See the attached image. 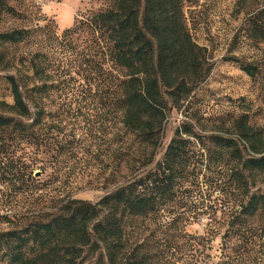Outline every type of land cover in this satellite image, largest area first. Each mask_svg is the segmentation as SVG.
<instances>
[{"label":"trees","instance_id":"obj_1","mask_svg":"<svg viewBox=\"0 0 264 264\" xmlns=\"http://www.w3.org/2000/svg\"><path fill=\"white\" fill-rule=\"evenodd\" d=\"M199 1L105 0L103 9L86 12L59 36L35 24L0 33L1 44L35 45L20 56L16 68L7 61L0 68L12 100L0 101L6 209L0 224L11 226L0 232V264H145V253L129 250L126 231L131 218L142 219L146 226H171L176 221L181 264H198L202 258L204 237L185 230L200 217L207 226H227L224 238L238 240L239 245L254 243L252 226L264 222L259 220L264 217V194L257 192L264 181V123L251 124L247 115L233 128L246 150L220 136H212L211 147L204 148L185 139L189 131L181 126L161 161L142 164L141 173L115 182L93 204L68 199L51 216L19 214L10 206L19 197L46 192L74 161L81 137L75 133L67 139L48 138L45 118L61 123L74 112L77 118L82 102L88 103L89 112L101 110L99 129L106 114L120 125L124 137L117 139L119 147L113 152L117 163L128 156L124 138L138 136V144L157 146L169 112L189 97L188 81L199 84L208 73L203 50L191 42L186 27V11L196 16ZM4 12L12 9L0 0V22ZM250 24L247 38L264 46V9ZM40 32L45 34L43 46L35 41ZM56 48L62 53L57 58ZM3 59L0 54V63ZM240 69L257 84L264 103V49L258 60ZM46 101L52 103L49 109ZM50 129L58 131L59 125ZM25 149L44 153V168L51 171L46 182L40 184L25 172ZM176 192L177 216L168 221L170 212L163 218L162 206ZM232 203L235 207L230 209Z\"/></svg>","mask_w":264,"mask_h":264},{"label":"rangeland","instance_id":"obj_2","mask_svg":"<svg viewBox=\"0 0 264 264\" xmlns=\"http://www.w3.org/2000/svg\"><path fill=\"white\" fill-rule=\"evenodd\" d=\"M3 3L12 9V12H4L0 33L22 25L32 28L35 24L39 27L48 26L57 36L71 28L78 17L105 6V0H3ZM263 9L264 0H200L194 11L196 16H191L186 11V27L191 42L203 50L201 55L206 59L208 73L199 84L194 85L192 80L188 81L191 91L189 97L182 107L169 112L163 123L164 128L157 137L155 148L147 143L138 144V136H129L124 138L126 144L123 146L127 148L128 156L126 160L117 163L113 152L119 147L117 139L124 137L119 129L120 125L117 122L115 124V120L112 121V117L106 114L103 129H99L97 117L101 110L97 108L89 112L88 103L85 102L81 103L84 109L81 108L82 115L77 118H74L75 112L73 116L64 118L61 123L52 121L49 117L45 118L48 138L53 139L56 135L58 140L67 139L75 133L81 137L76 156L61 172L58 181L51 182L48 188L44 189L46 192L40 191L35 196L13 200L10 205L12 210L19 214L36 212L51 216L58 212L68 199L93 204L107 191L112 190L115 182L122 181L125 176L130 178L141 173L142 164L154 160L161 161L175 129L181 126H185L189 131L183 136L185 139L192 143L198 142L204 148L211 147L212 136H220L232 138L241 150H246V144L237 138L233 128L244 115L248 116L251 124H263L264 103L261 101L257 84L251 81L240 66L258 60L264 49L263 44L256 45L247 38L250 35V23ZM44 35L40 32L36 36L35 41L41 46ZM30 47H14L0 43V54L4 57L0 68L6 61L16 68L20 56L35 49V45ZM61 54L60 49L56 48V58ZM4 78L5 73L0 71V101L11 104ZM46 104L47 109L52 105L49 101H46ZM77 122H80V127L76 125ZM55 125H59L58 131L50 129ZM24 160L25 172H31V179L42 184L50 178L51 171L44 168L46 157L42 151L39 153L34 149H25ZM117 164L120 165L119 168ZM147 168L148 166L145 169ZM2 171L1 164L0 218L6 210L1 183ZM257 192L264 194V181L260 182ZM177 206L176 192L162 206L163 218L167 212H170L168 221L175 218ZM234 207L235 204L232 203L229 208ZM263 219L262 216L260 222L264 221ZM172 222L171 226H146L147 223L142 219L131 218L126 231L129 250H134L135 254L145 253V264H181L177 248L182 240L177 237V222ZM263 224L252 226L255 238L252 240L254 243L248 246L244 242L239 245L238 240L224 238L227 226H207L203 217L186 226L185 230L190 235L204 237L200 247L202 258L198 264H264ZM9 229L11 226L0 224V232ZM245 233L249 236L248 232ZM141 244L144 248L138 249Z\"/></svg>","mask_w":264,"mask_h":264}]
</instances>
